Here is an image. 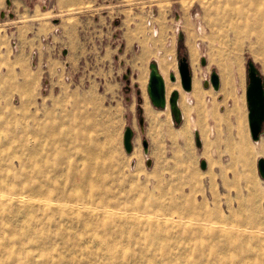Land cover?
<instances>
[{
  "label": "rangeland",
  "instance_id": "rangeland-1",
  "mask_svg": "<svg viewBox=\"0 0 264 264\" xmlns=\"http://www.w3.org/2000/svg\"><path fill=\"white\" fill-rule=\"evenodd\" d=\"M71 3L60 10L51 2L42 15L62 24L37 35L48 49H32L28 68L0 66V264H238L242 252L253 256L258 239L264 237V232L249 228L251 224L264 231V178L257 168L264 152L260 139L251 138L248 110L227 114L233 120L228 124L235 145L214 170L211 159L208 165L206 145L202 141L198 147L194 134L197 129L205 141L208 135L215 137L213 120L200 123L194 114L182 113L176 121L169 103L165 108L152 103L151 113L143 106L153 61L171 85L168 96L175 88L184 90L178 71L182 55L190 62L192 87L206 88L207 102L214 100L220 111L228 110L230 101L220 88L246 100L247 61L253 60L264 76V43L252 29L256 25L264 30V0ZM14 10L0 0V50L8 49L12 58L18 47L17 17L9 15ZM152 12L157 36L146 23ZM233 25L240 30L234 31ZM50 31L52 38L42 41ZM33 50L45 67H33ZM213 70L222 80L217 91L204 86ZM33 71L42 73L39 82ZM171 73L177 81L171 80ZM189 92L181 98V109L194 103ZM127 125L134 130L130 152L123 145ZM225 133L222 129L221 135ZM143 139L149 143L147 153ZM240 141L253 145L242 153ZM202 159L207 161L205 169ZM86 176L99 178L109 189L111 204L119 207L99 206L98 211L152 210L157 212L151 214L155 223L146 222L147 212L132 209L127 213H137L138 224H116L103 217L71 221L51 213L53 209L28 206L37 199L24 194L21 200L17 189L11 190L29 182L64 185L67 178L83 184ZM248 213L259 218L249 223ZM48 217L55 224H48ZM204 227L241 238L221 243L213 256L203 246L213 239L200 231ZM258 264H264V258Z\"/></svg>",
  "mask_w": 264,
  "mask_h": 264
},
{
  "label": "bare ground",
  "instance_id": "bare-ground-1",
  "mask_svg": "<svg viewBox=\"0 0 264 264\" xmlns=\"http://www.w3.org/2000/svg\"><path fill=\"white\" fill-rule=\"evenodd\" d=\"M233 30L238 31L240 29H237V27L233 25ZM252 29H255L257 32L258 39H261L262 44L264 43V37L262 35L264 34V30L261 29L258 26H254ZM171 88V85H170ZM168 83H167V95L169 94V89ZM179 88V87H178ZM179 90V101L178 103L180 104L181 98L185 97V92L181 88ZM252 143H248L247 145L243 142L240 141L238 144V149L242 153H246L248 149H250ZM146 153V152H145ZM85 170H92V167L90 166H85L83 165ZM76 169V168H75ZM79 169L77 168V171ZM84 171V170H82ZM88 172V171H87ZM78 174V173H77ZM85 182L83 184L77 183L75 180H72L71 178H67V182L64 183V185H61L60 183H57L55 185H46L40 183L39 185H32L30 182L29 183H24L23 185H18L20 187H17L16 185H13L11 187V190L17 189V191H14L15 193L18 194V197L23 200L24 194L31 196L30 200H36L38 201L37 204H33L34 201L28 206H38L39 208H45L48 209L49 211H55L51 213H57L61 216V218H68L71 221L77 220L79 221L82 219V217H103V218H108L112 223H119V222H129V223H136L138 224L139 221V215L137 213L131 212L130 214L127 213L129 209H132V211H141V212H147V220L146 222L148 223H155V217L151 215L152 213H157L152 210H147V209H134V208H128V207H120L121 209L124 208L123 213H118L112 211V209H102L101 211H98L99 206H107V207H117L113 204H111V197L108 196L107 191L109 190L108 188L104 187L99 178L93 177V176H86ZM68 184L72 185V188H67L66 186ZM30 190L31 193H25L23 190ZM65 189H68L67 191ZM99 190V191H98ZM105 190V192H103ZM98 191V192H97ZM103 192V193H102ZM13 193V192H10ZM98 196V199H96V196ZM30 202V201H29ZM165 203L162 202V205ZM102 208V207H101ZM134 209V210H133ZM255 211V210H254ZM45 212V211H44ZM126 213V214H125ZM249 214V213H248ZM50 220L47 222L48 224H55V222L52 221L50 217H48ZM60 218V220H61ZM183 218V216H182ZM185 218V217H184ZM256 218H259V214H249L247 216V220L249 223H254V220H257ZM187 219V218H186ZM103 220V219H102ZM117 220V221H114ZM178 220V219H177ZM240 226H248L245 224H239ZM250 231L260 234L261 232H264L261 230V228H257L255 225H249ZM94 226L88 227L87 231H92ZM248 228V227H247ZM200 231L204 233H208L212 235V240H211V245H206V243H203V246H205L206 252L211 253L213 256L217 255L218 248H220L221 243L227 242V243H232L235 240H240L241 236L236 234H228L225 229H220L216 232H212L211 229H201ZM44 232H33V235H42ZM90 235L91 232L89 233ZM80 238V237H78ZM242 241L245 242V239ZM264 241V237H260L258 239V243L255 245V254L253 256H246L245 253H241L238 258V264H248L246 261L250 260L251 264H258L261 263L263 258H264V245L262 242ZM244 244V243H243ZM242 245L243 249L242 251H245L246 249L244 248L245 246ZM215 247V250L212 249ZM219 255V254H218ZM220 256V255H219ZM207 264V263H205ZM210 264V263H208ZM227 264H231V262H227Z\"/></svg>",
  "mask_w": 264,
  "mask_h": 264
},
{
  "label": "crops",
  "instance_id": "crops-1",
  "mask_svg": "<svg viewBox=\"0 0 264 264\" xmlns=\"http://www.w3.org/2000/svg\"><path fill=\"white\" fill-rule=\"evenodd\" d=\"M7 3V0H5ZM51 2H53V8L62 9L66 7L68 4L72 2V0H11V4L13 5L14 16L17 17L16 24V37L18 42V47L15 49L14 57H10L8 49L1 51L0 50V66H19L20 68H28L29 67V57L30 51L32 49H39L40 51L48 49L45 44L37 41V35L50 30L54 27L55 23L61 25L62 22L58 19L53 18V22L51 19L43 18L42 15L48 13V6H51ZM73 5V3H71ZM2 13V12H1ZM23 17H27L23 18ZM40 17V18H39ZM39 18V19H38ZM26 19V22L24 21ZM54 24V25H53ZM1 43V40H0ZM67 50V49H65ZM33 75L35 77V81L39 82L42 78V73L38 71H33ZM149 75L147 74V80ZM222 84V80H221ZM221 86V85H220ZM223 93V98L230 101V107L228 110L220 111V106L214 100L210 102L206 101V88L203 86H199L198 84L192 87L189 94L193 97V105H186L182 108V113L187 115L194 114L196 116V120L200 121V123H205L204 119L213 120L217 129V135L214 137L212 135H208V140L202 137V141L204 146L206 145V151L208 156V165L209 161L213 162L214 166L212 169L216 170L217 164L223 163V155L228 151L227 149L231 145H235V140L232 142L231 131L232 128L228 124V122H233L232 118H228L227 114L237 116V113L246 109V113L248 110L246 100L242 97L234 95L233 91H229V89L221 90ZM153 104L148 96V99L145 100L143 111L145 113L153 112ZM248 115V114H247ZM248 119V116H247ZM226 125V128L224 127ZM249 126V125H248ZM227 131L225 136L221 135V131ZM260 145L259 149L264 152V128L260 137ZM254 142V141H253ZM257 143V142H256Z\"/></svg>",
  "mask_w": 264,
  "mask_h": 264
},
{
  "label": "water",
  "instance_id": "water-1",
  "mask_svg": "<svg viewBox=\"0 0 264 264\" xmlns=\"http://www.w3.org/2000/svg\"><path fill=\"white\" fill-rule=\"evenodd\" d=\"M10 5L11 0H7ZM2 16L4 12L1 13ZM13 16V13H9ZM181 35V33H180ZM202 64L205 63V58L202 57ZM149 78L147 83V91L151 102L160 108L167 107L168 103L171 108L172 115L176 121H179L182 117V109L179 106V90L175 88L171 91L170 95H167V81L164 75L160 72L157 62L153 61L149 65ZM178 71L180 76V82L182 88L189 92L192 89L193 75L187 55H182L178 59ZM247 76L248 82L246 86V101L248 107V124L250 135L253 141H258L264 128V76L261 74L258 66L253 60L247 61ZM172 81H177V76L174 73L170 74ZM212 85L214 90H219L221 85V78L216 70H213L209 79H205L204 86L208 87ZM142 124V119H140ZM195 142L198 147L202 146V139L199 130H194ZM133 135L134 130L131 126L127 125L123 132V145L127 152L133 149ZM144 151H149V143L147 139H143ZM151 163V159L148 158V164ZM201 168L207 167V161L202 159L200 161ZM257 168L260 176L264 178V157L260 156L257 159Z\"/></svg>",
  "mask_w": 264,
  "mask_h": 264
},
{
  "label": "built area",
  "instance_id": "built-area-1",
  "mask_svg": "<svg viewBox=\"0 0 264 264\" xmlns=\"http://www.w3.org/2000/svg\"><path fill=\"white\" fill-rule=\"evenodd\" d=\"M151 14L152 15L149 16V19L147 20L146 23L150 27V29H151L150 32L153 34V36H157V34H158V28L156 27L155 21L153 19L155 13L152 12ZM53 35H54V33H52L50 31V32H48V34L42 35L41 36V40L42 41H45V40H47V38H50V37L52 38ZM31 62H32L33 67H36V68L39 67V66H43V67L46 66V63L45 62L44 63H40L39 62V52H38V50H33L31 52Z\"/></svg>",
  "mask_w": 264,
  "mask_h": 264
}]
</instances>
